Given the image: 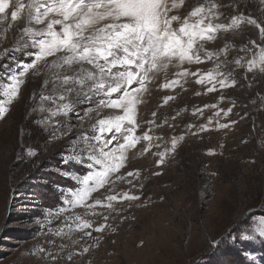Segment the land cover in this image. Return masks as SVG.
Here are the masks:
<instances>
[{
    "label": "rangeland",
    "instance_id": "374dc122",
    "mask_svg": "<svg viewBox=\"0 0 264 264\" xmlns=\"http://www.w3.org/2000/svg\"><path fill=\"white\" fill-rule=\"evenodd\" d=\"M15 2L10 0V5ZM215 2L221 5V15L214 23H229L231 15L242 12L264 26L261 0ZM204 3L206 0H185L169 13L181 18L173 26L178 28L194 7ZM12 10L10 6L0 14V55L4 49H19L21 31L29 26L23 15L12 21ZM260 46H264V38L259 30L244 22L204 42V48L214 53L211 59L182 65L174 62L149 73L147 90L138 94L135 135L148 132L153 137L151 146L141 140L129 149L125 167L115 174L125 178L114 187L105 185L91 193L86 202L105 201L113 192L140 196L139 200L113 202L115 210L69 208L65 200L82 188L79 182L89 169L87 164L66 161L74 149L88 143L85 137L95 134L99 119L122 113L97 107L100 97L73 93L72 110L53 116L57 103L39 97L58 96L61 90L54 92L52 83L45 85L48 77L43 62L39 74L30 69L18 97L6 105L9 111L0 119V264H45L39 248H51L55 253L59 244L66 245L61 253L64 258L47 264H264V71L259 66L247 71L248 60L258 58ZM33 51L16 50L0 59V100L7 99L3 85L9 67L14 62L29 63ZM200 55L204 57V52ZM237 59L242 67L235 63ZM185 69L197 75L180 77L174 88L163 87ZM218 72L227 74L230 86L222 88L215 79L208 82L207 74L215 77ZM198 78L205 82L197 84ZM213 85L215 90L208 92ZM168 96L174 98L165 103ZM41 105L44 111H40ZM153 120L154 125L147 123ZM223 124L228 127H220ZM173 139L177 141L175 150ZM29 148L37 155L29 157ZM161 152L165 153L163 163L157 167ZM129 171L139 175L127 177ZM155 172L160 175H153ZM62 206L66 210L56 218L55 212ZM71 215L92 222V228L84 230L91 236L82 231H73L71 238L54 234L63 227L64 216ZM102 224L104 230L95 232ZM84 247L89 249L87 253ZM70 251L80 254L68 261Z\"/></svg>",
    "mask_w": 264,
    "mask_h": 264
},
{
    "label": "snow or ice",
    "instance_id": "6c2138e0",
    "mask_svg": "<svg viewBox=\"0 0 264 264\" xmlns=\"http://www.w3.org/2000/svg\"><path fill=\"white\" fill-rule=\"evenodd\" d=\"M184 3L185 0H171L169 6L168 0H27L26 3L16 0L14 5H10V0H0V14H4L10 6L14 7L11 20L17 21L23 15L29 25L21 31L19 49H4L0 59L8 58L12 51L28 48L34 50L30 53L34 59L29 63L20 65L14 62L7 70L6 82L3 85V95L7 99L0 100V119H4L9 111L6 105H11L18 97L20 87L24 83L23 77L30 69L39 74V65L42 62L48 77L45 85L52 83L54 92L61 90L58 96L41 94L39 97L41 101L57 103L56 110H50L51 115L71 111L70 94L73 93L86 98L100 97L97 107L117 109L122 113L99 119L95 134L85 137L88 143L68 154L69 159L66 162L87 164L89 169L79 182L82 188L71 194L72 199L65 200L69 208L81 206L94 209L99 206L115 210L113 202L140 199V196L130 192H113L106 195V203L100 199L95 200L93 204L86 203L91 193L104 188L105 185L114 187L116 181L125 178L115 174L125 167L129 149L136 148L141 140L148 141L149 147L151 146L153 137L148 132L142 137L135 135L139 127L136 119V106L140 102L138 94L147 90L146 85L151 79L150 72L166 69L174 62L182 65L186 62L201 63L205 58L211 59L214 53L204 48V42L215 39V34L221 30H235L244 22L255 25L260 36L264 38V26L242 12L231 15L229 23H214L221 15V5L215 0H206V3L194 7L183 18L180 26L174 27L173 22H179L181 18L169 13ZM261 3L264 4V0H261ZM56 26H59V30ZM250 43L257 46L256 41ZM202 51L204 57L200 55ZM48 57L55 59L48 61ZM235 63L243 66L240 59ZM247 63L248 72H252L257 66L264 71V46H260L258 58L250 59ZM217 67H222V64ZM189 75L195 76L197 73L185 69L176 73L177 79L168 81L163 87L174 88L180 84V77ZM214 79L222 88L230 86L224 72H218L215 77L211 73L207 74L208 82ZM195 82L202 84L205 81L198 78ZM234 83L235 81H232V84ZM133 84L138 87H132ZM214 90L215 85L207 88L208 92ZM173 98L165 97L164 102L167 103ZM44 110L41 105L40 111ZM152 115L155 117L156 113L153 112ZM147 123L154 125L155 121ZM191 127L192 125H189V128ZM220 127L227 128L228 124ZM200 129L205 130V126L201 125ZM55 138L53 133V139ZM176 143L173 139L172 150H175ZM113 144L115 146L110 147ZM149 147L144 151H149ZM27 155L34 157L37 152L29 148ZM158 155L160 159L156 161L157 167L163 163L165 153ZM138 175V171L126 173L127 177ZM153 175L160 173L155 172ZM65 210L63 206L57 209L56 218ZM104 219L107 220L108 216ZM62 225L55 235L71 238L73 231H82L84 235L91 236L90 231L84 230L92 228V222L80 215L64 216ZM104 227L103 224L99 225L94 231L102 232ZM65 228L67 232L64 231ZM48 243L52 245L54 241ZM65 247L64 244L56 245L55 253L51 248L40 247L39 253L43 255L39 258L44 260L45 264L48 261L63 259L61 253ZM88 251L87 247L83 248L84 253ZM78 254L80 253L70 251L66 258L71 261L73 255Z\"/></svg>",
    "mask_w": 264,
    "mask_h": 264
},
{
    "label": "trees",
    "instance_id": "16d2710c",
    "mask_svg": "<svg viewBox=\"0 0 264 264\" xmlns=\"http://www.w3.org/2000/svg\"><path fill=\"white\" fill-rule=\"evenodd\" d=\"M217 264H233V263H217ZM237 264H243V263H237Z\"/></svg>",
    "mask_w": 264,
    "mask_h": 264
}]
</instances>
